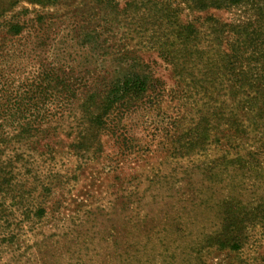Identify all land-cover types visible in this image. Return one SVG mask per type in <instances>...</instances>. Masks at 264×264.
Wrapping results in <instances>:
<instances>
[{
    "label": "trees",
    "instance_id": "16d2710c",
    "mask_svg": "<svg viewBox=\"0 0 264 264\" xmlns=\"http://www.w3.org/2000/svg\"><path fill=\"white\" fill-rule=\"evenodd\" d=\"M20 3L43 11L29 18L27 9L14 11ZM63 9L79 12L63 29L73 55L61 49L64 42L49 43ZM211 11L238 19L222 22ZM15 40L22 63L0 71V264L3 254L24 256L21 236L53 213L52 187L64 181L51 165L58 136L79 166L97 162L104 145L117 164L143 149L132 121L146 113L149 95L157 101L164 89L139 51L156 52L178 79L181 99L202 92L207 111L183 121L178 156L204 149L211 137L230 146L250 115L264 126V0H0V61L11 58ZM216 162L231 161L222 155L209 165ZM231 209L224 205L213 239L220 249L239 248Z\"/></svg>",
    "mask_w": 264,
    "mask_h": 264
},
{
    "label": "rangeland",
    "instance_id": "374dc122",
    "mask_svg": "<svg viewBox=\"0 0 264 264\" xmlns=\"http://www.w3.org/2000/svg\"><path fill=\"white\" fill-rule=\"evenodd\" d=\"M21 9H27L29 18L43 11L25 3L13 8ZM210 14L226 23L238 19L233 11ZM73 15L79 12L60 10L55 14L58 20L50 24L54 32L48 34L51 45L64 42L61 49L68 55L74 53V42L63 29L72 25L68 17ZM12 47L11 58L0 61V71L18 69L22 63L16 52L19 42ZM138 55L164 89L157 101L151 93L146 113L132 121L143 149L117 164L107 158L112 148L104 145L97 162L79 166L68 155L67 140L58 136L51 165L64 181L52 187L53 213L40 230L21 236L26 254H3L4 264H264L263 119L250 115V125L244 118L243 133L238 137L234 131L230 146L220 138V147L210 136L204 149L190 157L178 156L183 121L207 111L202 110V92L194 101L181 99L178 79L156 52L143 49ZM222 155L230 165H209ZM225 204L233 208L238 228L235 250L220 249L213 240L222 226Z\"/></svg>",
    "mask_w": 264,
    "mask_h": 264
}]
</instances>
